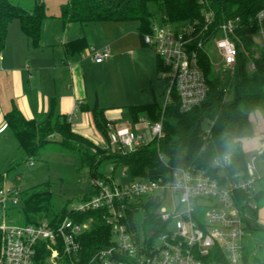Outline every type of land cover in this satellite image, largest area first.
<instances>
[{
  "label": "trees",
  "instance_id": "obj_1",
  "mask_svg": "<svg viewBox=\"0 0 264 264\" xmlns=\"http://www.w3.org/2000/svg\"><path fill=\"white\" fill-rule=\"evenodd\" d=\"M155 3L163 12L161 21L176 26L193 24L196 26L195 44L201 40L209 44L212 35L218 27L230 18L239 16L241 28L238 35L241 42L238 45V60L234 75L220 81L213 71L211 58L204 48H198L199 62L210 84L206 99L190 111H182L178 94L173 92V100L163 110L157 101L144 104H133L127 107L134 120L140 113H146L151 121L162 118L165 135L160 140H152L139 146L128 154L112 153L101 148L91 139L73 130L71 122L65 115L57 114L54 105L50 111L35 118H26L13 103L5 112V120L19 143V148L27 157H34L42 152L48 143L56 142L60 148L78 155L83 166L89 169V177L108 178L99 171L103 161H110L126 168L133 179L158 178L169 174L159 153L171 165L194 163L205 168L212 176L224 180L225 174L232 176L242 171L246 166V154L241 139L254 135L255 129L251 114L260 111L264 118V49L254 58L256 68L250 72L247 69L248 56L244 49L252 52V35L255 32L254 17L264 7V0H66L60 6L59 17L66 28L71 23L81 24L103 20L128 22L137 21L142 36L152 30L155 17L149 9V3ZM212 9L215 13L213 23L205 29L204 10ZM49 16L45 0H34L30 9L13 0H0V52L5 47L8 26L11 21L18 19L23 32L33 45H38L44 20ZM87 46L85 38L75 39L66 44L68 51H81ZM158 69L164 71V65L158 60ZM227 87L225 91L224 88ZM95 124L102 133L107 134L108 122L105 109L94 107ZM208 120L211 124V135L205 148L202 123ZM56 136L58 138H56ZM233 152V163L225 170L212 165L213 159ZM2 178L0 179V182ZM93 190L89 189L79 200L88 199ZM243 196H246L243 194ZM19 205L23 217L22 224L39 223L47 220L51 225L59 224L66 216L77 222H88L89 228L79 237L81 249L76 254H68L60 249L61 264H101L96 253L112 244V228L107 222L104 209L75 211L66 202L57 205L54 192L49 182H42L19 191ZM258 203L264 200V183L256 194ZM161 200L147 198L131 203L127 208L129 228L135 231L136 239L152 233V239L158 233L166 230V223L156 214ZM5 206L0 203V209ZM12 207V206H10ZM8 206V208H10ZM144 210L142 224L143 236L135 224V213ZM257 212L252 213V219L247 221V234L243 241L242 264H264V255L258 249L264 245L252 247L246 242L247 236L259 230H264L257 223ZM8 213L0 216L5 217ZM152 231V232H151ZM148 239V238H147ZM2 233L0 231V258L2 255ZM151 240V239H150ZM36 260L39 264H49L50 250L46 243L40 241L36 245Z\"/></svg>",
  "mask_w": 264,
  "mask_h": 264
},
{
  "label": "built area",
  "instance_id": "obj_2",
  "mask_svg": "<svg viewBox=\"0 0 264 264\" xmlns=\"http://www.w3.org/2000/svg\"><path fill=\"white\" fill-rule=\"evenodd\" d=\"M214 18L212 9L204 10L205 29L213 23ZM254 24L253 44L264 49V7L256 13ZM240 28L241 18H230L218 27L209 44L204 45L201 40L195 44L198 35L195 37L197 28L193 24L176 26L154 21L152 30L142 34V41L155 50L165 68L162 72L167 84L163 110L172 102L173 92L178 94L182 111H190L206 99L210 84L200 65L198 48H204L213 62L229 72H235L237 42H241L237 33ZM89 52L97 63L112 56L108 46H91ZM257 56H249L247 69L250 72L256 68L254 58ZM140 120L146 124L143 130H118L113 122H108L112 139L106 149L124 155L165 135L162 118L157 121ZM210 135L211 126L204 133L202 150ZM262 153L252 152L246 159L245 169L232 176L224 171V180L212 176L205 168L194 163L171 165L159 153L169 169L165 177L136 178L126 185L113 176L106 179L93 177L90 180L94 193L70 208L80 212L91 209L106 211L113 237L110 246L96 253L101 264H242L246 224L259 208L256 194L261 188L260 181L264 179V165L263 173L259 170ZM232 163L233 152L229 151L216 156L212 165L225 170ZM111 170L114 168L111 167ZM174 196L178 203L170 213L165 204L173 201ZM147 198L161 200L156 214L166 223V230L156 235L161 241L158 246L153 245L152 231L147 237L142 235L138 241L136 232L125 221L128 206ZM7 200L13 203L19 201V190L15 186L0 188V203H6ZM173 220L176 222V231L168 227ZM89 226L88 222H77L69 216L57 225H51L47 220L16 224L2 218L0 264H39L36 260V245L40 241H44L50 250V261L58 264L59 247L62 246V250L68 254L78 253L81 249L79 237Z\"/></svg>",
  "mask_w": 264,
  "mask_h": 264
},
{
  "label": "crops",
  "instance_id": "obj_3",
  "mask_svg": "<svg viewBox=\"0 0 264 264\" xmlns=\"http://www.w3.org/2000/svg\"><path fill=\"white\" fill-rule=\"evenodd\" d=\"M45 2L47 6L49 3L56 5ZM62 3L57 2V11L49 13L44 20L38 45H33L18 19L8 26L6 44L0 52V157L5 160V165L0 163L2 185L10 178L11 172H6V168L13 160L8 154L13 133L5 120V112L13 103L29 119L48 113L54 105L57 114L68 117L74 131L105 149L112 136L97 128L92 112L94 107L105 109L106 118L118 130H143L146 124L140 119H149L148 115L140 113L134 120L127 107L160 103L156 91L159 79L164 78L163 71L158 69L160 59L152 47L143 43L139 23L103 20L85 24L74 22L66 28L59 17ZM79 38H85L87 46L81 51H68L66 44ZM91 46H108L112 56L97 63L90 55ZM129 62L146 80L143 96L139 95L138 88L124 85ZM241 144L247 158L252 152L261 151L259 159L264 161V129L241 139ZM263 165L264 162L259 164L261 173ZM15 177L17 183L21 177L17 174ZM262 183L264 179L260 181V187ZM260 204L256 220L264 228V200ZM3 214L1 208L0 216Z\"/></svg>",
  "mask_w": 264,
  "mask_h": 264
},
{
  "label": "rangeland",
  "instance_id": "obj_4",
  "mask_svg": "<svg viewBox=\"0 0 264 264\" xmlns=\"http://www.w3.org/2000/svg\"><path fill=\"white\" fill-rule=\"evenodd\" d=\"M14 2H18L22 4L27 9H30L33 5L34 0H13ZM47 2H54L55 4H50L48 6V13H54L57 11V2H65L66 0H46ZM149 9L153 12L155 20L158 22H161V18L163 15V12L157 7L155 3H149ZM261 48H257L254 44L252 47V52H248V50L244 49L245 54L250 57L258 55L260 53ZM212 58V57H211ZM214 58V56H213ZM211 60V65L213 68V72L219 76L220 81L227 80V77L233 76L234 73L229 72L225 68H223L221 65L217 64L216 62H213ZM127 74H124V85L127 87L129 85V88H138L139 95L144 94V86H145V79L142 76V72H138L136 70L135 66L132 63H127ZM160 83L156 87L157 92V98L161 104L164 103L166 99V81L164 78H160ZM227 88V87H225ZM251 118L253 121V125L255 128V132L260 133L262 129H264V118L260 111H255L251 114ZM211 126L210 122L208 120H205L202 123V130L205 132L207 129H209ZM12 143L10 144L8 148V154H10V157L12 155L13 160L7 165L6 172H11L10 178L7 180L6 183L3 185L0 184V188H9L12 186H15V184H18V189H24L42 182H49L51 185V188L54 192V201L57 205H63L66 202H69V208L72 205H77L79 203V199L89 191V189L92 188L91 180L89 177V169L82 164L81 158L69 151H66L56 143L51 142L46 145V147L42 150V152L34 157H27L23 154V152L19 148L18 140L14 135H12ZM56 138H58L56 136ZM22 153L20 155L19 153ZM250 156H248L249 158ZM247 158V157H246ZM4 158L0 157V163H3ZM260 165L263 164V159H259ZM33 162L32 165L29 163ZM111 167L114 168V170H111ZM126 168L122 165H115L114 163L106 160L103 161L99 166V171L105 175L106 177L113 176L114 178L118 179L121 184H129L133 178L131 177L130 173L125 170ZM20 175L21 179L15 183V176ZM21 200L17 201L16 203H13L11 200H7L6 204L2 208V212L5 214L8 213L6 217V221L10 223H16V224H22L23 223V217L22 213L19 210ZM178 199L174 196L173 201H171L166 205L167 210L172 213L175 205H177ZM259 203V208H260ZM8 206H12L8 208ZM144 219V210L139 209L135 213V224L139 230V232L142 234V224ZM169 229L172 231H176V222L175 220L171 221L168 225ZM143 235V234H142ZM246 242L249 245H252V247H256L257 244L264 245V230H259L255 233H251L247 236ZM161 244V241L156 236L154 237L153 245L158 246ZM259 254L262 256L264 255V248L258 249ZM49 264H54V262L50 261L48 258ZM58 264H61L58 260Z\"/></svg>",
  "mask_w": 264,
  "mask_h": 264
},
{
  "label": "clouds",
  "instance_id": "obj_5",
  "mask_svg": "<svg viewBox=\"0 0 264 264\" xmlns=\"http://www.w3.org/2000/svg\"><path fill=\"white\" fill-rule=\"evenodd\" d=\"M225 159H227V157H225Z\"/></svg>",
  "mask_w": 264,
  "mask_h": 264
}]
</instances>
